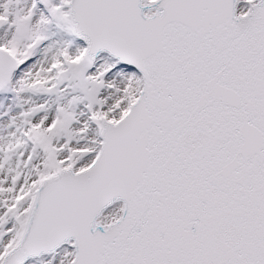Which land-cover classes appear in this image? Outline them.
I'll return each mask as SVG.
<instances>
[{"label":"snow or ice","instance_id":"snow-or-ice-1","mask_svg":"<svg viewBox=\"0 0 264 264\" xmlns=\"http://www.w3.org/2000/svg\"><path fill=\"white\" fill-rule=\"evenodd\" d=\"M0 264H264V0H0Z\"/></svg>","mask_w":264,"mask_h":264}]
</instances>
